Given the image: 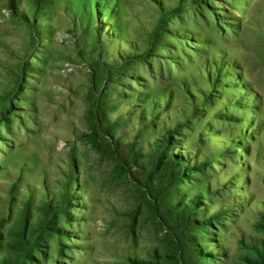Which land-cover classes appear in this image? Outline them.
I'll return each mask as SVG.
<instances>
[{"label":"rangeland","instance_id":"obj_1","mask_svg":"<svg viewBox=\"0 0 264 264\" xmlns=\"http://www.w3.org/2000/svg\"><path fill=\"white\" fill-rule=\"evenodd\" d=\"M263 211L264 0H0V264H250Z\"/></svg>","mask_w":264,"mask_h":264},{"label":"trees","instance_id":"obj_2","mask_svg":"<svg viewBox=\"0 0 264 264\" xmlns=\"http://www.w3.org/2000/svg\"><path fill=\"white\" fill-rule=\"evenodd\" d=\"M12 5H14L13 3H11ZM4 115V114H3ZM179 127L176 126V127H172L170 129H168V136H165L164 137V140H161L162 143H165V142H168V137H169V144L170 146L173 145V141H174V135L173 134H178L179 133ZM169 146V147H170ZM174 146V145H173ZM170 148H166V149H162V151L160 152V158H159V166H161L162 168L160 169L161 171H164L163 173L165 174V168L166 166H169L172 164V162L178 166H176V171H175V174L173 175L172 177V180H169L170 183L174 184L173 182V179H176V177H179L181 178V176L183 174H187L183 171L184 168H186V166H188L187 164H184V160L182 159V156L179 154H176V153H172V152H169ZM173 165V164H172ZM156 175H162L160 173H157ZM182 180V179H181ZM194 201L196 200V202H194V207L197 206V203H200L201 201L198 199L199 197H194ZM195 209H197L195 207ZM194 209V212L196 211ZM47 214L48 217L52 216L54 217L55 216V213L53 215V212L51 210H48V208H45L44 210ZM192 212V213H194ZM262 216V220H259V222L262 224V230H264V211L261 212L260 214ZM177 216H179V218L181 219V222H180V232L183 236V238L185 239V242L187 241V243L189 241L193 242L196 246H197V253L199 256L203 255L205 256L206 254H203V252L201 251L200 249V245H199V242L197 240V237H192L191 236V232H190V226L192 225H196V224H199L200 222H205L207 220H203V221H199L198 219H191V215H190V212L188 209H183L182 211L180 210L179 212H177ZM24 240H26V238H29V244L33 245V247L37 246L38 245V242L39 240L37 241V237H36V234H33V237H31V235H29V231L28 229H25L24 231ZM194 240V241H193ZM24 245V244H23ZM255 259L251 260L250 261V264H264V243H263V247H255ZM18 251H21L22 255L19 256V260H21V263L22 264H27L28 261L31 260V257L29 255V253L25 252L23 250H26V247H23V249H17ZM34 250V249H33ZM202 253H201V252ZM0 255H2L0 253ZM198 256V257H199ZM197 257V255H192L190 253V251L186 250V264H200L199 262V258ZM6 259L4 260V262H2V264H11V260L7 257H5Z\"/></svg>","mask_w":264,"mask_h":264}]
</instances>
